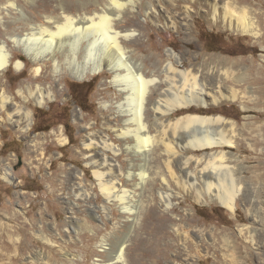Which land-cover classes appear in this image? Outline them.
<instances>
[{"label":"rangeland","instance_id":"obj_1","mask_svg":"<svg viewBox=\"0 0 264 264\" xmlns=\"http://www.w3.org/2000/svg\"><path fill=\"white\" fill-rule=\"evenodd\" d=\"M94 1L0 0V46L5 45L12 57L11 65L0 72V95L5 91L18 106L32 112L31 130L25 134L11 123L7 110L0 111V264H151L144 254L156 245L159 264H264V0H224L236 8L235 21L240 8L246 9L247 23L254 21L258 38L228 30L221 20L213 23L197 10L191 13L190 27L182 24V32L156 26L147 13L151 0H138L135 9H126L116 25L118 31L135 32L127 51L146 72L152 59H162L163 68L168 53L176 51L183 57L181 70L194 67L211 77L208 72L215 69L218 74L227 72L224 77L230 75L223 91L231 96V89L235 90L236 102L183 108L168 120L173 123L188 114L220 116L225 120L216 125L228 134L232 130L229 124H235L234 148L189 154L201 159L223 151L228 164L242 166L250 196H240L235 213L214 203L200 205L190 197H174L173 205L166 209L161 199L164 179L179 192L168 168L166 148L155 144L147 158L138 153L134 136L119 137L127 117L118 111L117 103L123 97L112 82L113 73L105 71L79 81L66 64L67 48L54 54L60 60L57 70L50 54L34 63L13 40H29L25 36L33 26L46 25L48 17L62 15L64 10L83 15L86 10L81 4H87V12L92 14L106 2L96 0V7ZM17 62L22 63L21 69L16 68ZM176 82L178 90L180 77ZM38 87L53 96L41 107L29 94V89ZM161 90L167 91V87L162 84ZM155 98L157 95L146 111L151 136L157 135L151 106ZM103 136L121 150L107 154L112 163L122 166L118 181L122 190H129L123 202L116 197L108 200L89 165L91 158H99L92 157L95 151L87 145ZM144 168L147 178L143 182L140 174ZM8 169L12 181L3 177ZM111 178L108 174L105 179ZM248 198L253 202L251 209ZM250 211L256 214L258 227ZM184 225L205 231L200 243L202 257L189 263L178 232ZM154 226L164 232L158 242L151 236ZM251 230L256 232L254 236ZM122 243L125 256L118 261ZM188 247L192 258L197 256L195 244L188 242Z\"/></svg>","mask_w":264,"mask_h":264},{"label":"bare ground","instance_id":"obj_2","mask_svg":"<svg viewBox=\"0 0 264 264\" xmlns=\"http://www.w3.org/2000/svg\"><path fill=\"white\" fill-rule=\"evenodd\" d=\"M137 1L106 0L102 7L92 14L87 12L89 7L87 4H81V9L86 10V12L79 16L67 13L64 7L62 15L48 17L46 25L33 26L29 30V34L25 36L29 37V40L23 39V37L13 40L17 45L23 47V52L27 53L34 63L42 62V60L50 57L48 56L50 54L57 70L60 60L58 61L54 54L57 51L62 53L63 48H67L66 64L72 67L73 77L79 81L105 71L113 73L112 82L123 97V101L117 103L118 111L127 117L124 121L125 131H121L119 137L134 136L137 140L138 153L146 157L151 153L155 144L163 145L166 148L168 168L179 189V192H174L164 179L165 190L161 192V199L166 205V209L171 208L174 197H190L200 205L214 203L235 213L238 211L240 196L247 198L249 195L248 187L243 181L242 166L239 163L228 164L227 154L223 151L206 154L201 159L189 155L195 150L224 146L234 148L236 145V134L233 131L235 124H229L232 130L228 134L224 131L225 129L223 130L216 125L225 120L220 116L188 114L178 118L175 122L172 121L173 123L168 120L170 115L183 108L218 106L228 102H236L238 93L235 90L231 89V96H227L223 91L224 83L230 75L225 74L224 77L222 74L227 72L218 74L217 71H214L215 69L208 72V74L213 75L211 77L194 67L190 70H181L179 67L184 63L183 57L176 51L168 53L163 68L161 67L162 59H152L151 68L146 72L142 64H139L127 51V42L133 41L132 39L136 36L135 32H122L116 28L117 22L126 9H135ZM220 1L151 0L147 13L156 26L162 25L167 29L182 32V24L190 27L191 13L193 10H197L205 16L211 17L213 23L221 20L228 30L257 38L260 36L253 29L254 21L247 23L245 8H240L238 19L235 21L232 16H234L233 13L236 8L224 0H222L223 2ZM94 2L97 7L98 2L96 0ZM220 3H223V7ZM205 5H207L206 10H204ZM221 10L224 12L221 13ZM136 41L140 42L141 39L138 38ZM11 62L12 57L6 46L1 45L0 72L8 68ZM16 68L21 69L22 63L17 62ZM39 70L40 68L37 71L39 72ZM177 76L181 79L178 90L175 88ZM162 84L167 87V91L161 90ZM19 93L23 94L22 91ZM29 94L35 101V105L39 107L48 103L53 97L50 92L41 87L35 90L29 89ZM156 95L157 98L151 106L156 119L157 127L154 125L155 123L153 125L156 127L157 135L151 136L150 125L146 123V111L147 105ZM4 110L8 111L9 120L20 131L27 134L31 130L32 112L18 106L13 97L5 91L0 95V111ZM133 125L136 127L131 129ZM166 128L172 132L169 133L170 131L168 132ZM90 141L87 149L95 151L92 157L95 156L99 160L91 158L89 165L93 167V174L101 191L105 193L108 200L113 197L120 198L121 202L127 200L129 190H122L118 181L122 173V166L119 163H112L113 160L107 154V151L118 154L121 150L107 136L98 138L97 142L92 139ZM181 143L183 145H180ZM231 158L239 160L234 155ZM108 174L112 178L107 180L105 178ZM131 176L132 174H129V177ZM140 176L144 182L147 178L145 168L142 169ZM3 177L12 181L10 169L5 171ZM252 205L253 202L249 199L247 202L248 209H251ZM123 209L130 211L125 207ZM251 213L254 216V226L259 225L256 214ZM155 229L157 227L154 226L151 236L155 237L156 242H158V239L164 236V232L159 233ZM243 231L244 229L241 232ZM178 232L188 263L194 261L193 259L202 257L201 253L204 250H202L200 243L205 238V231L185 226L183 231L178 229ZM252 232L251 230V236H254L256 232L254 231L253 234ZM188 242L194 243L198 249L197 256L193 258L189 251ZM153 249L144 255L151 264H159V261L155 259L158 246L156 245L155 248L153 246ZM124 256L125 244L122 243L118 248V261H123Z\"/></svg>","mask_w":264,"mask_h":264}]
</instances>
